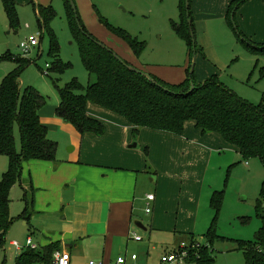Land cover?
Segmentation results:
<instances>
[{
    "label": "rangeland",
    "instance_id": "rangeland-1",
    "mask_svg": "<svg viewBox=\"0 0 264 264\" xmlns=\"http://www.w3.org/2000/svg\"><path fill=\"white\" fill-rule=\"evenodd\" d=\"M33 1L44 6L52 5L55 10L56 16L50 22L49 29L54 33L60 47V59L70 65V68L63 74L47 76V65L51 64L48 57L50 39L47 31L39 27L32 0H15L19 16L17 28L10 26L0 0V84L4 77L3 73L8 75L15 67L11 60H3L2 57L10 53L13 57L28 58L33 64L24 71L22 85L33 87L41 93L47 99L45 108L57 107L60 101L59 89L74 79L86 88L89 83H94L95 77L90 78L82 63L64 1ZM196 2H201L200 7H196ZM75 3L76 11L87 33L114 51L121 59L132 64L134 68L146 74L157 75L169 84L177 85L186 79L187 69L194 66L197 82L217 75L241 98L254 105L264 106V52L253 53L247 48L248 45H264V10L259 7L247 5L236 14L235 25L250 42L246 45L239 39L235 26L226 17L228 0H192L191 18L197 50L191 62L187 42L173 28L174 23L180 24L183 20L180 0H75ZM106 22L125 31L132 38H137L139 43H144L145 49L141 55L136 57L130 46L110 31ZM31 36L37 37L38 46L30 48L25 55L20 46ZM88 105L95 106L92 102ZM100 121L107 126L105 121ZM193 126L194 122H188L185 126L186 132L190 133ZM52 132H48L49 137L59 138L63 149L68 153L70 146H65V135L59 131ZM15 139L17 151H20L21 138L18 128L15 130ZM138 143L136 149L141 151L145 144L140 142L139 138L133 142ZM151 143L153 145L151 150L153 153L156 152L158 168L152 175L144 176L140 182L138 186L140 202L136 205V215L146 229L149 226L148 221L154 215L155 205L152 203V214L146 216L147 204L144 198L150 193L156 196L159 180L164 183V187L162 184L161 186L166 193V200L171 201L167 206L168 211L172 213L170 215L177 217L175 209L184 203L183 200L179 202L182 197L180 185L177 184V188L169 185L175 182L170 175L177 170L170 171L167 162H163V156L166 154L159 140L153 138ZM210 144L214 149L210 153L195 218L193 215L191 219L190 212L186 215L182 206L179 215L184 216L177 218V231L150 232V229L148 232L139 231L141 234L139 237L144 241L142 244L132 245L128 250L129 254L139 255L142 262L147 264H160L166 248L173 251L183 244L197 243L196 257H200L198 254L200 252H205L204 255L208 257L210 252L209 264H245L244 253L240 249L245 243L256 240L263 225L262 220L256 215L255 206L264 182V166L259 159L244 160L236 148L225 144L217 135L211 137ZM59 146L60 144L58 149ZM35 162V160L24 162L21 181L17 182L10 192V212L16 221L8 234L9 239L5 243L7 248L11 241L19 243L26 241L30 230V227L23 225L24 221L18 219V216L25 208L23 188H27L30 182L35 187V180L39 181L40 174H43L44 169L39 171L33 166ZM8 168L9 159L0 155V181ZM187 177L184 178L186 181ZM216 192L222 193L219 212L211 205ZM176 217L172 218L174 223ZM31 224L34 225V222ZM211 228L217 237L210 242L207 233ZM191 236L195 240H189ZM17 255L18 252L10 248L6 254L0 252V264L5 257V264H15ZM89 261V257L79 254L73 258L72 264H88Z\"/></svg>",
    "mask_w": 264,
    "mask_h": 264
},
{
    "label": "trees",
    "instance_id": "trees-1",
    "mask_svg": "<svg viewBox=\"0 0 264 264\" xmlns=\"http://www.w3.org/2000/svg\"><path fill=\"white\" fill-rule=\"evenodd\" d=\"M75 40L78 43L82 63L94 83L84 88L73 80L59 89L60 104L56 115L73 125L84 136L93 134L97 137L106 133L105 125L87 113L89 102L123 117L132 126L137 136L141 129L163 131L183 135L185 126L192 121L196 129L203 134H218L223 140L235 147L244 160L259 159L264 166V106L254 105L229 89L217 75L203 82H197L192 67L187 69V78L180 84L172 85L158 77L137 72L130 63L121 59L114 51L92 38L85 29L78 12L73 9L75 0H63ZM248 0L234 1L228 13L229 22L235 26V32L242 42L250 43L235 25L236 13ZM7 19L12 28L19 27V16L15 0H1ZM180 0L182 18L180 24L174 23L175 32L183 38L190 48V59L197 45L194 38V26L191 14V0ZM32 5L39 27L47 31L50 39L47 76L63 74L70 65L60 59V47L50 22L56 16L52 5L47 7ZM187 13H189L190 24ZM107 27L125 41L136 57L145 49L144 43L132 38L125 31L114 28L108 22ZM243 36V39H242ZM253 53L264 52V45H248ZM1 59L11 60L15 67L0 84V155L9 159V168L0 181V247L8 240V234L16 218L10 212V192L21 181L23 164L27 160L57 162L58 144L48 136V129L42 125L39 112L46 105L47 99L33 87H24L21 78L33 63L28 58L13 57L7 53ZM35 64V63H34ZM193 87V89H192ZM18 128L21 149L17 151L15 130ZM25 208L18 219L29 221L34 214L35 189L32 183L23 188ZM211 205L219 212L222 205V193H215ZM256 215L262 220V227L256 240L241 247L245 264H264V182L260 198L256 201ZM217 236L211 228L207 233L208 241ZM190 239H194L191 236ZM195 240V239H194ZM197 243L187 247V262L209 264L204 253L196 257ZM60 250L58 243L50 244L37 250H24L15 258V264H49L55 251ZM200 251V248L198 247ZM167 251V250H166ZM198 251V252H199ZM203 254V255H202ZM6 258L2 264H5Z\"/></svg>",
    "mask_w": 264,
    "mask_h": 264
},
{
    "label": "crops",
    "instance_id": "crops-1",
    "mask_svg": "<svg viewBox=\"0 0 264 264\" xmlns=\"http://www.w3.org/2000/svg\"><path fill=\"white\" fill-rule=\"evenodd\" d=\"M234 1L228 0V20ZM200 5L201 2H196V7ZM247 5L264 10V0H248L242 7ZM3 76H6L5 72ZM94 105L87 106L88 115L107 123L106 133L101 137L90 133L82 136L73 125L55 116L58 106L45 108V105L39 112L40 121L48 132L59 131L65 135V146L70 147L67 153L59 138L49 137L60 144L57 162L35 160L33 163L39 171L44 170L40 174L41 179L35 180L34 214L23 223L25 227H30L26 241L32 238L39 248L58 243L60 250L71 254V264L79 254L89 257L90 261L114 263L119 256L129 254L132 245L143 243L144 239L136 242L133 238L134 235H141L139 231H177V218L184 216L179 215L182 206L186 215L190 212L191 219L193 215L195 218L210 153L214 149L210 144L211 137L217 135L228 144L218 134H203L195 124L190 133L185 128L181 136L145 128L135 136L132 126L123 117ZM138 138L145 144L141 151L136 149L139 143L133 144ZM153 138L164 147L166 155L163 162H167L170 171L176 169L178 172L169 174L175 179L169 185L176 188L177 184L180 185L182 197L179 202L183 200L184 203L175 209L177 217L170 215L172 213L167 206L171 201L166 200V193L162 190L164 183L159 180L152 202L155 205L154 215L148 221V228L143 225L145 229H141L135 225L140 223L136 215V205L140 202L138 186L144 176L152 175L158 168L156 152L151 150ZM147 196L144 198L146 204ZM145 214L149 216L152 212L147 214L145 210ZM175 217L174 223L172 218ZM26 241L20 243L25 244ZM20 254L18 252V256ZM140 260L142 262L141 257Z\"/></svg>",
    "mask_w": 264,
    "mask_h": 264
},
{
    "label": "built area",
    "instance_id": "built-area-1",
    "mask_svg": "<svg viewBox=\"0 0 264 264\" xmlns=\"http://www.w3.org/2000/svg\"><path fill=\"white\" fill-rule=\"evenodd\" d=\"M37 46H38L37 37L31 36L27 41L21 43L20 47L22 48V50H24L25 55H26L30 48H35ZM48 67L49 66L47 65V69ZM154 200H155L154 195L147 196V201H148L147 209H146L147 214H150L152 212L151 205H152V202H154ZM133 238L136 242H142L143 240L137 235H134ZM8 246L11 250H15L16 252H22L27 249H30V250L39 249V247L33 242L32 238L30 237L27 239L25 244H21L18 241H11L8 244ZM187 247L188 245L183 244L178 249H175L173 251H168V250L165 251V253L160 259V264H186L189 258ZM7 250L8 248L6 244L0 247V252H3L6 254ZM49 264H71V254L67 251L57 250L52 255V260H51V263ZM88 264H107V263L104 261L91 260L88 262ZM110 264H147V263H142L140 260V256L137 254H126V255L119 256L114 263H110Z\"/></svg>",
    "mask_w": 264,
    "mask_h": 264
},
{
    "label": "water",
    "instance_id": "water-1",
    "mask_svg": "<svg viewBox=\"0 0 264 264\" xmlns=\"http://www.w3.org/2000/svg\"><path fill=\"white\" fill-rule=\"evenodd\" d=\"M186 8H187V9L189 8V2H188V0H186ZM73 9H74V11L76 10L75 6H73ZM187 17H188V23L190 24L189 13H187ZM194 55H195V50H194ZM133 70H135V71H137V72H140V71H138L137 69H133ZM193 71H194V66L192 67L191 72H193ZM192 89H193V87H192ZM135 225H136L138 228L145 229L144 226H143V224H141V223H135Z\"/></svg>",
    "mask_w": 264,
    "mask_h": 264
}]
</instances>
